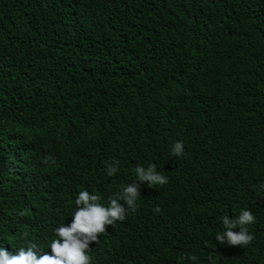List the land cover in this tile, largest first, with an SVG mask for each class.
Returning a JSON list of instances; mask_svg holds the SVG:
<instances>
[{"label":"trees","instance_id":"16d2710c","mask_svg":"<svg viewBox=\"0 0 264 264\" xmlns=\"http://www.w3.org/2000/svg\"><path fill=\"white\" fill-rule=\"evenodd\" d=\"M150 164L91 264H264V0H0V247L51 254L80 191ZM245 209L254 240L220 244Z\"/></svg>","mask_w":264,"mask_h":264},{"label":"clouds","instance_id":"9594fccd","mask_svg":"<svg viewBox=\"0 0 264 264\" xmlns=\"http://www.w3.org/2000/svg\"><path fill=\"white\" fill-rule=\"evenodd\" d=\"M183 152V142H176L171 149L173 156H181ZM52 163L55 161L53 160ZM117 171V166L109 165L107 175L115 176ZM134 171L137 182L125 186L116 196L109 197L108 206L100 203L99 195L87 190L80 191L75 200L77 210L72 215L71 223L62 224L55 229L58 238L50 241L51 254L43 251L34 241L29 240V233L24 231L22 233L24 246L19 247L14 254L0 247V264H91L92 258L88 254L90 244L98 242L99 236L107 231L106 226L114 225L117 220L123 221L128 211H136L140 184L146 182L149 187H156L168 182L166 176L156 171L155 164H150L147 168L138 165ZM121 200L125 203L121 204ZM154 212H161L159 206L155 207ZM19 215L24 216L26 213L21 211ZM255 220L253 213L246 209L234 219H230L227 215L224 216L222 218L224 231L217 233L216 240L220 244L232 247L249 245L255 237L250 234L248 225L255 223ZM237 227L239 231H233ZM186 258L193 262L197 259L195 255Z\"/></svg>","mask_w":264,"mask_h":264}]
</instances>
